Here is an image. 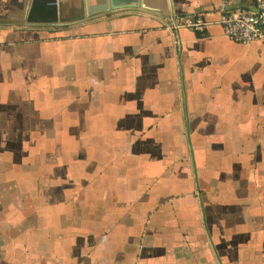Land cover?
<instances>
[{"label": "crops", "instance_id": "obj_1", "mask_svg": "<svg viewBox=\"0 0 264 264\" xmlns=\"http://www.w3.org/2000/svg\"><path fill=\"white\" fill-rule=\"evenodd\" d=\"M62 2L0 0V264H264L253 0Z\"/></svg>", "mask_w": 264, "mask_h": 264}, {"label": "built area", "instance_id": "obj_2", "mask_svg": "<svg viewBox=\"0 0 264 264\" xmlns=\"http://www.w3.org/2000/svg\"><path fill=\"white\" fill-rule=\"evenodd\" d=\"M253 9H222L215 20L222 27L224 35L231 41L240 44L264 42V0H253ZM211 21L198 14L185 21V25L204 31Z\"/></svg>", "mask_w": 264, "mask_h": 264}, {"label": "water", "instance_id": "obj_3", "mask_svg": "<svg viewBox=\"0 0 264 264\" xmlns=\"http://www.w3.org/2000/svg\"><path fill=\"white\" fill-rule=\"evenodd\" d=\"M62 0H31L28 21L56 22L64 18L61 14Z\"/></svg>", "mask_w": 264, "mask_h": 264}]
</instances>
